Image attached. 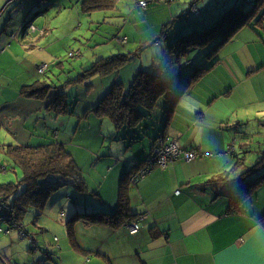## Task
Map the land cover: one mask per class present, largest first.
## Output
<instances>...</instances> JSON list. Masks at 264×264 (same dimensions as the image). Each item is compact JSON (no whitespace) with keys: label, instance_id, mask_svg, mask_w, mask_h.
<instances>
[{"label":"crops","instance_id":"crops-1","mask_svg":"<svg viewBox=\"0 0 264 264\" xmlns=\"http://www.w3.org/2000/svg\"><path fill=\"white\" fill-rule=\"evenodd\" d=\"M44 1L37 0L29 6L33 8L34 4L39 3L41 6ZM3 2L4 0H0V18L12 5L10 2L1 6ZM172 6H168L169 11L173 8ZM175 10L183 12L181 8H175ZM41 14L35 15L30 22ZM210 20L208 17H203L201 24L205 25ZM175 21L177 23L179 19ZM42 32L46 33L43 35H47L46 29ZM2 37L0 60L6 63L5 60L11 61L18 56L25 62L19 74L15 73L14 77L5 78L8 87H11L13 82H18V89L14 88V93L17 94L22 88L39 82L36 68L42 65L44 55H46L44 61L50 57L46 54L49 47L37 50L38 40L42 41L39 39L43 37L42 34L27 31L20 35L22 40L25 38L22 47H19L20 52L23 51L22 57L11 52L9 58L10 51L3 47L9 40ZM127 42L128 39L126 44ZM155 46L158 45L155 44ZM158 47L163 49L162 46ZM29 49L33 50L28 51ZM5 53H7L6 59ZM154 58L157 59L156 56ZM179 61L182 63V58ZM208 62L206 58H202L196 66L205 65ZM187 63L189 64L186 62V65ZM209 63H214L210 70L190 85L178 98L171 108L172 113L164 127L161 120L155 119L148 123V128L144 127L139 143H135L138 145L142 141L144 145V147L139 145L143 150L140 156L132 152L131 145L134 143L131 142V136L121 132L120 135L116 134V140L131 144L126 146L130 149L126 151L129 155L121 158L124 161L114 160L113 155L110 154L108 157L112 159H109L107 165L100 171L96 168L97 172H94L96 177L93 178L92 172L87 173L74 159L81 171L85 188L82 191L74 188L69 193L72 199H69V202H73L74 205L71 207L73 213L68 222L75 214H113L118 206V191L123 177H126L136 163L150 156L153 140L162 133V130L164 138L177 143L182 149L199 154L190 162L179 159L163 168L154 167L136 184L130 183L132 175H129L130 178L128 176L125 178L128 207L134 216L132 221L142 218L139 222V235H130L127 224L111 229L104 224H92L84 219L72 220L67 237L69 244L72 246L73 243L81 251L82 259H78V255L73 256L71 263L264 264V222L260 221V218L264 216V185L256 189L240 212L229 210L230 198L238 187V181L242 180L241 176L255 165L249 167L242 155L251 152L257 157L256 162L258 158L264 156V143L258 142L257 147L253 148L254 151H250L253 142L249 143L251 139L247 133L236 128L237 124L243 125L248 121L247 119H252L253 113L255 117L264 121V68H259L264 63V22L255 29H240L231 41L219 49L215 58ZM190 65H192L191 62ZM155 66L156 64L153 63L154 70ZM123 69L110 76H100L102 88L97 98L98 102L96 101L97 105L115 84H122L128 88L136 73L145 70L143 68L133 72L129 82L125 84ZM171 71H174L173 66L163 70V75L164 73L169 75ZM184 72L185 70L180 68L177 74L178 79L181 78L180 74L184 75ZM178 84L179 82H176V85L174 83V87ZM22 97L27 101L18 107L20 121L9 118L6 122L2 119L3 108L0 109V126L3 125L10 134H14L11 126L16 123H24L26 126L27 120L23 116L26 117L41 107L38 102L32 101L35 98ZM96 102L93 101L92 104ZM93 105L87 108V112L97 106ZM233 108L239 112L234 116H227L228 113L234 112ZM88 118H91L94 124H101L104 120L88 113L84 114L80 120L86 122ZM58 121L59 116H56L55 122ZM153 124L156 132L153 131ZM36 126L37 124L34 129ZM63 130L65 128L58 126L51 132V137L36 138L35 140L39 143L29 144V146L36 147L51 140L59 141ZM158 130L160 132H157ZM162 134L159 136L161 137ZM261 134L264 138V134L262 132ZM26 145L27 143L24 146ZM2 152L4 154L3 149ZM178 191L179 194H176ZM63 217L64 215L59 216L60 219ZM79 231L85 235L83 241L75 237V233ZM8 236H12V233ZM53 241L56 244L61 243L62 246L60 245L58 250L62 251L64 241L60 242L56 237ZM66 246L68 247V243ZM59 252L55 255L58 256ZM1 256L10 261L3 254Z\"/></svg>","mask_w":264,"mask_h":264},{"label":"rangeland","instance_id":"rangeland-1","mask_svg":"<svg viewBox=\"0 0 264 264\" xmlns=\"http://www.w3.org/2000/svg\"><path fill=\"white\" fill-rule=\"evenodd\" d=\"M192 1L175 0L171 3L172 1L117 0L111 10L96 11L86 15L81 11L76 0H45L41 6H39L41 3L34 4L33 8L29 5L32 2L36 3L37 0H12L11 7L0 18V32L6 27V38L10 39L24 23L30 22L35 15L42 13L30 22V25L37 28L38 33L43 29L47 30V35H43L45 32L41 33L43 37L39 38L42 41L38 40L37 50L38 48L49 47L46 54L50 57L44 61L46 55L43 56L42 64H46L48 69L44 75L39 76L38 80L39 85H41L40 90H42V93L45 92V95L42 99L32 100L38 102L41 107L38 108V111H33L32 114L26 117L23 116L27 120L26 126L24 123H16L11 126L14 134H10L3 125L0 126V185L18 184L23 176L19 167H15L13 170H3L5 167L7 168L8 165L6 164L8 162L5 160L2 149L5 151L7 146L15 144L21 146H24L25 143H27L26 146L38 144L39 141L35 140L36 138L51 137V132L55 131L58 126L65 128L62 132L60 131L58 143L64 144L73 155V159L78 161L87 173L92 172L93 178L96 177L94 173L97 172L96 168L100 171L102 167L107 165L109 159H112L108 157L110 154L113 155L114 160L124 161L121 158L129 155L126 154L129 149L126 146L131 144H128L127 141L124 143L116 140V134L119 133L114 130L108 119L101 121V124H94L91 118H88L86 122L80 120L86 114L87 108L93 105V101H97L102 88L100 74L94 73V70L90 72L87 70L94 67L100 59L112 58L118 55L129 56V61L122 70L125 84L129 82L128 80L133 72L143 68L150 70L153 63L156 64V69L164 70L168 65L167 62L169 63L171 59L164 48L160 49L155 46L154 41L161 39V32L165 24L171 22L172 19L180 18L181 11H176L175 8L186 11ZM10 2L11 0H4L1 6ZM139 2H151L154 6L149 4L147 8L142 9L138 7ZM204 3L207 4L203 7L202 1L200 9L203 10L205 17L211 18L220 9L214 0H205ZM168 6L173 7L171 11L168 10ZM206 7L209 10H205ZM180 23L181 20L177 21L175 26ZM2 35L3 33L0 34V37ZM124 37L128 39L127 44L120 43V40ZM2 41L3 37L0 41V48ZM23 41H25V38L22 40L20 35H16L15 39L12 38L8 41V44L3 45L7 51H10L9 58L11 52L22 57L21 53L23 51L20 52L19 47H22ZM8 45H10L9 49ZM31 50L33 49L28 51ZM209 50L210 47L198 48L191 51L187 57H182V66L185 70L183 77L188 74L190 67H194L200 59L205 58V53ZM72 53H75L74 56L76 57H71L70 54ZM6 54L4 55L5 59ZM154 56H156V60ZM172 60L175 69L178 63L173 58ZM5 61L6 63L0 60V109L3 108L1 110L2 119L6 122L9 118L20 121L18 119V107L25 104L27 100L21 95L19 96L21 91H18L17 94L14 93V88L18 89V82L15 81L11 84V87H8L5 78L14 77L15 73L19 74L24 68L25 62H23V58L19 59L18 56L11 61ZM188 61L192 63L190 67L186 66ZM174 75L175 71H171L169 75L164 73L166 78ZM56 99L62 102V106L68 105L65 113L59 115L57 123L53 111L48 110L50 104ZM97 102L93 106H96ZM160 103L165 107V101L161 100ZM232 110L234 112L228 113L227 116L231 117L239 112L234 108ZM154 114L155 118L158 111L156 110ZM254 115L255 113H253V118L247 119L248 121L244 122L243 125H236V128H240L241 131L247 133L251 139L248 142H253L250 151H254L253 148L257 147L258 142L264 143L261 134V132L264 134V121ZM160 119L163 122V115L160 116ZM35 124H37L36 129H34ZM160 138L163 140V137ZM259 138H262V140H259ZM139 145L144 147L142 141L138 145H131L132 152L136 156H140L143 152ZM153 153L151 152L148 160L152 158ZM242 156L249 167L253 166L257 160V157L251 152H246ZM148 160L145 164L143 163V167H145ZM73 190L74 188L69 185L58 187L55 192L50 193L47 197L42 211L29 210L21 220L17 215H12V219L14 218L15 221L11 225L10 234L12 233V236L0 233V253L10 259L13 264L79 263H71L73 256L78 255V259H82V257L80 256L81 251L73 243L72 246L69 244L66 229L69 217L73 213L71 207L74 203L69 202V199H71L69 193ZM114 210L112 211L114 212ZM61 213L64 215L63 219L59 218ZM0 228L5 230L7 225L1 224ZM54 237L60 242L61 240L64 241V248L60 252L58 247L61 243L56 244L55 240L53 241ZM75 237L83 241L85 235L79 231L75 233ZM66 243H68V247ZM58 252V256L55 255Z\"/></svg>","mask_w":264,"mask_h":264},{"label":"trees","instance_id":"trees-1","mask_svg":"<svg viewBox=\"0 0 264 264\" xmlns=\"http://www.w3.org/2000/svg\"><path fill=\"white\" fill-rule=\"evenodd\" d=\"M116 1L78 0L77 3L83 13L90 15L96 11L111 10ZM202 1L203 7H205L207 4L204 3L205 0H193L189 5V9L181 13L179 18L181 23L175 26L176 19H173V21L165 24L161 32V39L154 41L155 44L162 46L170 54L171 60L169 63L167 62L168 65L164 70L174 67L172 58L178 63L183 56L198 48L210 47V50L205 53V58L211 62L219 49L231 41L240 29H255L264 22V0H214L221 9L210 18V22L202 25V16L205 17L203 10L200 9ZM193 6L196 8L197 14L191 11ZM205 10H209V8L206 7ZM31 26L30 22L24 23L10 39H15L16 35H22L27 31L37 33V28L32 26L35 29V31H32ZM169 29L171 30L168 32ZM2 33V36L7 37L6 27L0 32V34ZM39 33H42V31ZM126 40L125 38V42L120 43L126 44ZM74 55L75 53L70 54L73 58L76 57ZM128 61L129 56L125 57V55L100 59L94 67L87 71L94 70V73H99L100 76H110L123 69ZM209 62L205 65H195L185 77L180 74V79L177 75L180 68L183 69L180 61L174 69L175 75L170 78L163 75L162 69H155L156 71L153 68L152 70H140L136 73L128 88H125L122 84H115L99 104L87 113L98 119H108L118 133L123 132V134L130 135L132 143H139L142 130L145 129L144 127L148 128V123L151 120L160 121V116L163 115L162 127L167 124L172 113L171 108L190 85L197 82L210 70L214 63L210 64ZM43 65L47 68L41 75L46 73L48 69L46 64L39 65L36 68V73L37 69ZM186 66L190 67V62ZM259 68H264V63ZM37 75L41 76L38 73ZM176 82H179V84L174 87ZM40 87L39 82H35L32 86L22 88L21 95L28 98L42 99L45 92L42 93ZM161 100L166 102L165 107L161 105ZM62 105V102L56 99L50 104L48 110L53 111L55 116H59L64 114L68 107L67 104ZM156 110L158 114L153 118ZM152 126L154 127L153 131L156 132L154 124ZM157 132H160V130ZM159 135L153 140L154 143L150 147V152L158 147L156 143L160 139ZM161 137H163V134ZM4 156L8 162H6L8 166L3 169L4 171H7L10 167L12 170L19 167L22 171L23 176L18 184L0 185V196L9 203L20 220L30 209L42 211L47 197L50 193L55 192L58 187L70 185L78 191L85 188L81 171L71 153L56 140L48 141L36 147L8 146L4 151ZM148 159L149 157L136 163L128 171L126 177L137 174L142 170V165ZM126 177H123L119 186L118 206L113 214H75L66 226L67 233L69 234V225L72 220L84 219L92 224H104L111 229L122 227L132 221L134 216L130 213L128 207ZM241 177L242 180L238 181V187L230 198L229 210L231 212H240V209L254 195L256 189L264 185V156L258 158L255 165ZM260 221L264 222V216L260 218ZM0 264L13 263L0 254Z\"/></svg>","mask_w":264,"mask_h":264},{"label":"built area","instance_id":"built-area-1","mask_svg":"<svg viewBox=\"0 0 264 264\" xmlns=\"http://www.w3.org/2000/svg\"><path fill=\"white\" fill-rule=\"evenodd\" d=\"M16 1V0H13ZM161 2H171L173 0H160ZM149 3L147 2H139L138 7L145 9L147 8ZM191 11L194 14H197L196 8L193 6L191 8ZM31 30L35 31L34 27L31 26ZM120 42L124 43L125 38L121 39ZM46 66L43 65L37 69L38 74H43L46 70ZM156 145H158L157 148L153 150V156L150 160H148L147 164L145 167L142 168L137 174H133L130 178V183L136 184L139 180L143 178V176L150 171L151 169L154 168L153 165L157 167L163 168L164 166L168 165L169 163H172L176 160L183 159L185 161H193L195 160L199 154L196 153L195 151L191 150H185L182 149L177 143L170 141L169 139L163 138V140L160 138ZM179 194V191L176 193ZM12 215H15L13 209L10 207L9 203L4 200L0 196V225L5 224L7 225V229L2 230L0 228V233H4V235H8L11 230H12V222L14 221V218L12 219ZM63 214H60V217H62ZM142 220V218H138L135 221H130L127 224L128 231L130 235L132 236H137L140 233V227H139V222ZM56 241V239H55Z\"/></svg>","mask_w":264,"mask_h":264},{"label":"bare ground","instance_id":"bare-ground-1","mask_svg":"<svg viewBox=\"0 0 264 264\" xmlns=\"http://www.w3.org/2000/svg\"><path fill=\"white\" fill-rule=\"evenodd\" d=\"M12 2V1H11Z\"/></svg>","mask_w":264,"mask_h":264}]
</instances>
